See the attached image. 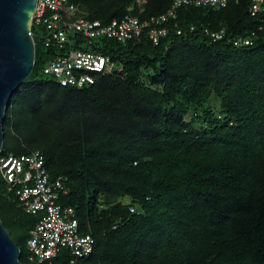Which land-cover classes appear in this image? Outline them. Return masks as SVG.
Here are the masks:
<instances>
[{
    "label": "trees",
    "instance_id": "obj_1",
    "mask_svg": "<svg viewBox=\"0 0 264 264\" xmlns=\"http://www.w3.org/2000/svg\"><path fill=\"white\" fill-rule=\"evenodd\" d=\"M70 1L105 24L172 5L148 0L141 13L138 0ZM249 8L183 7L158 45L148 31L124 44L76 37L75 49L116 64L83 87L44 75L59 51L33 24L35 67L7 108L0 160L40 151L51 181L66 179L59 202L96 242L78 264H264V31ZM206 29L227 38L213 42ZM252 35L251 46L228 42ZM39 217L0 175V219L23 264H39L27 251ZM69 258L62 249L55 264Z\"/></svg>",
    "mask_w": 264,
    "mask_h": 264
},
{
    "label": "built area",
    "instance_id": "obj_2",
    "mask_svg": "<svg viewBox=\"0 0 264 264\" xmlns=\"http://www.w3.org/2000/svg\"><path fill=\"white\" fill-rule=\"evenodd\" d=\"M147 1L138 0L137 5L141 13L145 11ZM230 1L172 0V5L166 13L152 16L145 21L128 15L121 20L105 24L100 20L79 16V7L70 0H38L33 24L45 28L46 47H54L59 51V55L46 64L43 73L61 87L94 84L95 74L111 71L116 68V64L108 56L75 49L76 37L92 42L106 39L124 44L148 31L151 41L158 45L168 34L167 23L177 18L181 8L194 5L222 10L228 7ZM249 13L258 18L259 30L263 32L264 0H250ZM191 31H194V27H191ZM177 33L181 34V30ZM205 35L213 42L227 38L225 29H206ZM255 37L234 36L228 38V42L241 48L253 45ZM0 175L15 189L19 204L25 212L40 216L27 241L30 262L55 264L62 249L69 250L70 264H78L91 257L95 250V239L90 234L81 232L75 209L59 202L61 195H67L70 189L66 179L51 181L45 167V158L40 151L2 158Z\"/></svg>",
    "mask_w": 264,
    "mask_h": 264
},
{
    "label": "water",
    "instance_id": "obj_3",
    "mask_svg": "<svg viewBox=\"0 0 264 264\" xmlns=\"http://www.w3.org/2000/svg\"><path fill=\"white\" fill-rule=\"evenodd\" d=\"M37 1L0 0V152L4 147L7 108L35 67L32 27ZM20 258V247L0 219V264H23Z\"/></svg>",
    "mask_w": 264,
    "mask_h": 264
},
{
    "label": "rangeland",
    "instance_id": "obj_4",
    "mask_svg": "<svg viewBox=\"0 0 264 264\" xmlns=\"http://www.w3.org/2000/svg\"><path fill=\"white\" fill-rule=\"evenodd\" d=\"M215 105V104H214ZM216 106H217V104H216ZM15 143V140H13V144Z\"/></svg>",
    "mask_w": 264,
    "mask_h": 264
}]
</instances>
